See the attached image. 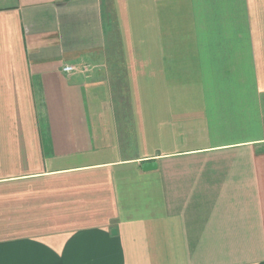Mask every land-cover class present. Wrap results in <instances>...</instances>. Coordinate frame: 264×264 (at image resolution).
<instances>
[{"label": "crops", "instance_id": "obj_1", "mask_svg": "<svg viewBox=\"0 0 264 264\" xmlns=\"http://www.w3.org/2000/svg\"><path fill=\"white\" fill-rule=\"evenodd\" d=\"M0 264H264V0H0Z\"/></svg>", "mask_w": 264, "mask_h": 264}, {"label": "water", "instance_id": "obj_2", "mask_svg": "<svg viewBox=\"0 0 264 264\" xmlns=\"http://www.w3.org/2000/svg\"><path fill=\"white\" fill-rule=\"evenodd\" d=\"M143 169L150 170L157 167L156 161H147L142 164Z\"/></svg>", "mask_w": 264, "mask_h": 264}, {"label": "built area", "instance_id": "obj_3", "mask_svg": "<svg viewBox=\"0 0 264 264\" xmlns=\"http://www.w3.org/2000/svg\"><path fill=\"white\" fill-rule=\"evenodd\" d=\"M74 69H75V67L73 65H66L64 67V70L67 71V72H70V71H72Z\"/></svg>", "mask_w": 264, "mask_h": 264}]
</instances>
